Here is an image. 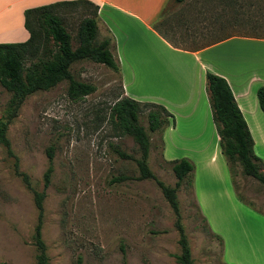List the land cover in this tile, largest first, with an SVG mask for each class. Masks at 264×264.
<instances>
[{
	"label": "rangeland",
	"instance_id": "1",
	"mask_svg": "<svg viewBox=\"0 0 264 264\" xmlns=\"http://www.w3.org/2000/svg\"><path fill=\"white\" fill-rule=\"evenodd\" d=\"M225 2L190 0L171 9L169 24L160 30L186 47L230 35H264L258 30V0H233L230 6ZM82 12L80 8L59 12L72 38ZM245 49L260 52L257 45ZM231 53L233 64V54L238 55ZM70 73L95 91L73 101L66 96V82H61L33 93L23 100L6 131L17 171L26 175L32 190H43L47 157L52 159L42 201L41 239L47 264H75L76 258L80 264H177L174 216L153 180H135L137 146L130 137L118 136L108 119L109 107L120 97L116 74L87 60L74 63ZM8 99L9 93L0 87V117ZM144 115L139 122L149 139L147 167L155 179L173 187L175 178L160 157V136L148 131ZM259 151L264 157V145ZM233 182L249 208L264 215V186L238 169ZM176 200L192 264H264L260 221L246 219L244 235L232 227L224 250L202 220L191 189L182 184ZM36 215L32 194L15 173L14 159L0 146V263L35 264ZM255 245L263 248L258 257Z\"/></svg>",
	"mask_w": 264,
	"mask_h": 264
},
{
	"label": "crops",
	"instance_id": "2",
	"mask_svg": "<svg viewBox=\"0 0 264 264\" xmlns=\"http://www.w3.org/2000/svg\"><path fill=\"white\" fill-rule=\"evenodd\" d=\"M74 1L81 0H0V44L28 40L26 10ZM83 1L97 8V40L110 38L120 97L160 105L170 115L160 135L161 160L185 158L194 165L191 193L195 206L212 234L222 239L224 250L232 227H239L244 235L246 219L264 224V215L255 214L249 204L234 196L205 81L209 73L226 82L250 134L253 154L264 163L259 151L264 145V115L256 98L257 89L264 87V40L228 36L193 47L171 41L160 27L169 24L171 9L182 8L190 0L181 4L171 0ZM251 45H257L260 52H248L245 47ZM231 52L238 55L233 54V64ZM262 250L255 245V257Z\"/></svg>",
	"mask_w": 264,
	"mask_h": 264
},
{
	"label": "trees",
	"instance_id": "3",
	"mask_svg": "<svg viewBox=\"0 0 264 264\" xmlns=\"http://www.w3.org/2000/svg\"><path fill=\"white\" fill-rule=\"evenodd\" d=\"M184 1L171 0L173 4H181ZM232 1L226 0V6H230ZM77 8L82 9L83 14L72 38L63 25L59 12L62 9L74 11ZM96 10L95 6L83 0L60 2L26 10L24 28L29 34L28 40L21 44H0V87L9 93V99L0 117V146L7 157L14 159L16 175L21 178L26 189L32 194L33 205L37 212L32 234V244L36 252L35 264H47L45 245L41 239L42 201L44 189L50 182L52 159L50 155L47 157V167L42 175L43 190L41 192L32 190L26 175L17 171V161L11 152L6 131L8 125L17 116L23 100L33 93L48 91L61 82H66L65 92L70 100H79L93 93L94 86L76 81L71 76L70 67L74 63L87 60L117 72L116 62L110 52V38L97 40ZM166 10L167 8L161 14L163 15ZM258 16V30L262 32L264 31V0H258ZM153 28L155 29V26ZM160 36L165 39L163 34L160 33ZM230 36L264 40V35L260 32L258 36ZM227 37L219 38L214 42ZM72 42L74 47L71 45ZM205 81L212 121L219 138L220 153L228 168L234 196L239 202L249 207L236 192L233 182L235 169H238L241 175L250 177L264 186L262 171L264 163L253 154L250 134L226 82L209 73L205 75ZM256 98L258 107L264 115V87L257 89ZM144 112L148 131L158 133L160 136L170 117L160 105L138 103L125 97H119L109 107L108 119L118 136L130 137L137 146L140 157L134 161L138 172L135 180H153L174 216L173 227L177 233L179 247V254L175 256L176 263L192 264L188 243L180 224L176 191L182 184L192 189L194 165L185 158L167 163L175 178L173 187L165 186L155 179L147 167L149 139L139 122ZM119 156L129 159L124 154H119ZM202 220L204 221L203 218ZM213 236L221 245V238ZM75 264H80V258H76Z\"/></svg>",
	"mask_w": 264,
	"mask_h": 264
}]
</instances>
